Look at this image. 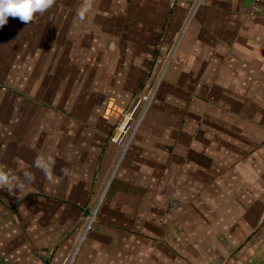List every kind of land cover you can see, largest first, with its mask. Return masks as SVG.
<instances>
[{
	"label": "crops",
	"instance_id": "crops-1",
	"mask_svg": "<svg viewBox=\"0 0 264 264\" xmlns=\"http://www.w3.org/2000/svg\"><path fill=\"white\" fill-rule=\"evenodd\" d=\"M193 1L91 0L81 23V0H51L29 25L35 41L51 32V100L16 99L10 115L0 100V172L33 175L23 192L0 187V264H63L101 193L73 264H264V200L235 192L263 190L264 0H205L187 24ZM209 119L255 124L237 134L250 148L201 147Z\"/></svg>",
	"mask_w": 264,
	"mask_h": 264
},
{
	"label": "rangeland",
	"instance_id": "rangeland-1",
	"mask_svg": "<svg viewBox=\"0 0 264 264\" xmlns=\"http://www.w3.org/2000/svg\"><path fill=\"white\" fill-rule=\"evenodd\" d=\"M40 15L41 14H39V16ZM37 17L38 14L34 17L33 21H29L27 23L21 22L19 18L12 17V21L7 23L2 29H0V67L3 65L8 66V70H6L7 74H3V70L2 72H0V100L1 101L5 100V102L6 101L9 102L8 105L9 107L7 109L8 115L12 114L10 107L12 105V102H14L16 99L35 100L36 97L34 96H37L42 98V100L44 99L51 100V44L49 45V43H46L47 40H51V32H49V36L48 35L41 36V40L39 39L37 41L33 40V30L35 27L32 28L30 27L32 32L29 33V25L34 21H36L35 19ZM49 19L50 20L48 21V24L46 25L45 22V24L43 25L40 31H45V30L51 31V17H49ZM26 38L29 39V41H26L27 40ZM20 41L22 42L19 43ZM18 53H20V55H18L17 57ZM1 58H4V60ZM54 70H55L54 73L56 74L55 80H58L59 78L57 77V74H60V72L57 69ZM161 71L162 69L159 71V73L156 76H154L152 81L153 84L150 87L149 91L145 93H139L140 95L139 94L137 95L136 100L138 98H142L144 95L153 96V98L151 100L150 106H148L149 100L145 102L143 101L141 102L137 111L133 115L132 121H130L131 123L127 136H129L133 132L134 127L136 126L137 123L141 121L142 116L144 117L149 113L151 107L156 101L159 94L157 90L159 87V83H161L162 80L160 76ZM62 85H63V81L61 76L60 83H57V86H62ZM13 89H18V91L23 92L25 95L21 96V93L19 92L17 93L19 95L18 96L17 94H15L16 90ZM5 91H7V95L4 94ZM12 91L14 93H12ZM58 92L62 93V90L56 91V94H58ZM29 109L31 108H29L26 105V108L24 110H29ZM130 109L131 108L125 109L124 115H126ZM12 111L14 112L13 114H16L15 109L12 108ZM217 113L218 111L215 110L213 114H217ZM122 117L123 116L121 115L119 123H121L122 119L124 118ZM212 119H209L208 120L209 122L204 120L202 121L201 124L198 123L200 129L199 132L198 130L197 132L200 134L201 138H204L200 140L201 147L202 146L207 147L208 145L206 142H208V144L210 143L212 145L216 144L220 146L223 145L224 141H226L231 144L233 150H236L237 148H239V146L244 149L250 148V144H249V148L243 145L244 143L241 144V142L244 141L243 139L241 140V138L237 136V134H241V137L243 135H253L252 133L255 132L256 129L255 124L249 123L241 126L240 123H236L232 121L231 123L229 122V124H226L224 126L223 124L221 125L214 124L213 121L210 122ZM201 120L202 119H200V121ZM139 126L140 123L138 127ZM204 140H206V142ZM238 191L241 192L246 191L247 196L249 198H252L253 200L255 199H257L258 201H260V199L264 200V183H263L262 192L261 190H259L257 193L256 188L252 190L251 186L247 188H241V190H239L238 188L235 190V192ZM101 195L103 194L101 193ZM101 195L98 197L96 203H94L93 206L90 208L88 213L83 216L84 218L80 221L79 237L73 249L80 241V238L82 237L83 233L86 231V228L90 223L92 217L95 218L93 220L92 227L95 224L97 220L96 219L97 215L101 209L102 204H100V206L98 207L96 214H94V210L98 204V200L101 197ZM260 206L261 203L259 202L257 204L249 203L248 210L250 211V214L255 212L256 209H259ZM263 209H264V203H263ZM71 252L72 251H70V253ZM69 259H70V255H68L67 259H64L63 264H67Z\"/></svg>",
	"mask_w": 264,
	"mask_h": 264
},
{
	"label": "clouds",
	"instance_id": "clouds-1",
	"mask_svg": "<svg viewBox=\"0 0 264 264\" xmlns=\"http://www.w3.org/2000/svg\"><path fill=\"white\" fill-rule=\"evenodd\" d=\"M51 6V0H0V29L7 23L9 17L19 18L23 23L33 21L37 14H43ZM91 11V0H81L75 8L74 19L84 23L87 21ZM34 167L40 169L47 176L50 172L51 162L46 158L37 156L33 162ZM66 172V170H63ZM22 180H16L15 183H10L6 174L0 172V187L8 190L10 193L13 190L23 192L25 186L33 180V175L29 171H24Z\"/></svg>",
	"mask_w": 264,
	"mask_h": 264
},
{
	"label": "built area",
	"instance_id": "built-area-1",
	"mask_svg": "<svg viewBox=\"0 0 264 264\" xmlns=\"http://www.w3.org/2000/svg\"><path fill=\"white\" fill-rule=\"evenodd\" d=\"M170 5L171 6H175L176 3L180 0H168ZM205 0H194L193 3H192V6H191V9H190V12L188 14V18H187V24L190 22V20H192V18L194 17V15L196 14L197 10L200 8V6L204 3ZM254 10H257L256 6H254ZM186 24V26H187ZM153 96H148V95H144L141 99V102H145V101H148L149 100V103H148V106H150L151 104V100H152ZM140 102V103H141ZM142 119H143V116L141 118V121L139 123L142 122ZM139 123L136 124V126L134 127V130H133V134L134 132H136L137 130V127L139 125ZM129 131V130H128ZM132 136V135H131ZM104 198V196H103ZM102 198V200H103ZM101 197L99 198V201H98V204L94 210V214L97 213V210H98V207L100 206L101 202ZM95 218L92 217L91 220H90V223L88 224L87 228H86V231L83 233L82 237L80 238V241L77 243V245L75 246V248L73 249L72 251V254L70 255V259L69 261L67 262V264H73V261H74V257L77 255L79 249H80V245H81V242L85 239L86 235L88 234V232L90 231L91 227H92V223H93V220ZM78 247V248H77ZM73 258V259H72ZM71 261V262H70Z\"/></svg>",
	"mask_w": 264,
	"mask_h": 264
}]
</instances>
